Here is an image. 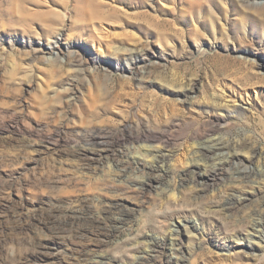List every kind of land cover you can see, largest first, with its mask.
I'll use <instances>...</instances> for the list:
<instances>
[{
  "label": "rangeland",
  "instance_id": "1",
  "mask_svg": "<svg viewBox=\"0 0 264 264\" xmlns=\"http://www.w3.org/2000/svg\"><path fill=\"white\" fill-rule=\"evenodd\" d=\"M257 2L0 0V264H264ZM146 125L171 141L154 145L166 156L154 176L146 149L118 143ZM92 127L105 151L76 137ZM215 143L225 151L206 159L212 173L201 176V162L193 174L194 152ZM245 146L258 155L248 159ZM144 180L142 198L123 201L129 221L113 237H41L42 224L14 221L16 211L63 221L108 184ZM91 243L100 244L94 255Z\"/></svg>",
  "mask_w": 264,
  "mask_h": 264
},
{
  "label": "bare ground",
  "instance_id": "2",
  "mask_svg": "<svg viewBox=\"0 0 264 264\" xmlns=\"http://www.w3.org/2000/svg\"><path fill=\"white\" fill-rule=\"evenodd\" d=\"M263 2H257L256 5H263ZM97 127H92L87 130V136H84V130L78 129L75 130L76 137L82 138L83 141L87 137H89V142L87 141V145H94L96 144L98 146L104 147L102 150L105 151L107 148L106 146H103L105 143L100 142L99 138L97 137L98 134L95 132ZM167 130V129H166ZM165 131V130H164ZM161 129L152 128L149 125L146 126H138V127H131V129L128 130L127 135L124 137H121L119 139V144H140L141 147L146 149V153L148 154V157H151L154 159L157 166H154V164L150 165L149 169V175L154 176L153 170H159L164 167V161L166 162V156L162 155L158 157V152L155 150L156 148L154 145L156 144H162L169 146L171 144L170 139L165 137V133ZM168 131V130H167ZM89 132V133H88ZM192 140H195V142H201L199 145H204L205 143L203 141V137L199 134H194L191 138ZM67 142H70V139H66ZM205 140V139H204ZM211 139L209 140L210 143ZM206 142V141H205ZM208 142V141H207ZM71 144V143H70ZM194 144V143H193ZM207 145V144H205ZM86 146V145H85ZM82 148L84 150H90L87 148ZM225 146L219 143H215L212 146H208L206 150L203 151H195L194 155L199 156L201 158L200 160L197 159V161H194L193 166L195 165L196 168L192 171L194 174L197 171V168H200L201 162L205 163L204 172H201V176H208L212 173L211 170L208 169V163H206V159H209L211 157L217 158L221 160V155L224 154ZM237 148V147H236ZM248 151H244L246 155H250L248 159H252L258 155V153L255 150H251L249 146H245ZM159 151V150H158ZM77 155H80L82 153L81 151L77 150ZM239 152H236V156H238ZM79 157V156H78ZM223 157V156H222ZM80 159V158H79ZM227 160H225L226 162ZM223 162V161H222ZM228 162V161H227ZM226 162V163H227ZM87 168H83L82 173L87 174L88 170V164H86ZM85 166V167H86ZM204 166V167H205ZM84 167V166H83ZM215 169V168H214ZM146 170V168H144ZM152 171V172H151ZM148 172V170H147ZM115 181V180H114ZM113 181V182H114ZM147 181H138L136 188H119V185L117 183L108 184L107 188H102L101 191L106 196H101L97 199V202H94V205L90 206L89 204H83V202L78 201L76 204L77 207L73 210V216L71 218H67L63 221H58L55 218L54 212H50V214L47 215H35V214H25L20 211H16L14 213V221L16 224L22 226H33L36 224H42L47 230L46 232H42L41 237L46 236V234H58L66 231L67 229H70L74 231L78 235H92V234H104L113 237V235L119 234L122 229L126 226L127 222L129 221V212L126 206H124L123 201L124 200H130L133 199V197H141L145 194V191L147 188H145ZM49 213V212H48ZM39 233V232H38ZM40 237L39 240H37V244L41 245L42 238ZM35 243V244H36ZM155 245H158L159 243H154ZM37 245V246H38ZM85 250L89 251V254H95V250H97L100 247L99 243H91L90 245H85ZM84 250V252H85ZM106 257L104 256V260H98L95 256H93L90 260V263L88 264H106L105 261Z\"/></svg>",
  "mask_w": 264,
  "mask_h": 264
}]
</instances>
